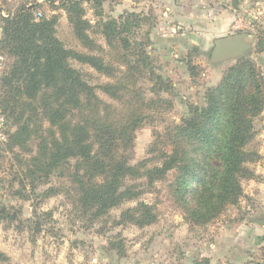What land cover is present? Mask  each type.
Instances as JSON below:
<instances>
[{
	"label": "trees",
	"instance_id": "1",
	"mask_svg": "<svg viewBox=\"0 0 264 264\" xmlns=\"http://www.w3.org/2000/svg\"><path fill=\"white\" fill-rule=\"evenodd\" d=\"M107 1L117 0H26L6 15L0 7V56L8 59L0 73L6 143L12 151L36 140L19 186L29 187L28 199L39 181L63 173L73 186L77 209L91 224L135 202L113 225L144 228L157 222V214L142 197L163 182L184 220L204 226L236 205L243 196L241 182L254 177L249 165L260 158L253 144L254 120L264 110V78L250 54L237 58L206 90L202 104H189L180 122L156 133L146 157L131 165L135 132L160 107L171 108L162 95L172 84L157 72L146 50L148 34L136 31L142 18L126 13L103 19ZM87 8L97 19L94 24L85 18ZM59 12L65 14L74 45L57 36ZM254 52H264L263 32L255 37ZM83 67L107 81L95 80ZM187 67L194 69L190 63ZM5 212L2 208L1 216ZM39 218L34 210L26 223L37 225ZM108 245L122 254L118 242Z\"/></svg>",
	"mask_w": 264,
	"mask_h": 264
},
{
	"label": "rangeland",
	"instance_id": "2",
	"mask_svg": "<svg viewBox=\"0 0 264 264\" xmlns=\"http://www.w3.org/2000/svg\"><path fill=\"white\" fill-rule=\"evenodd\" d=\"M22 1L26 0H0L3 14ZM59 13L57 36L74 45L65 14ZM126 13L142 18V28L136 31L148 34L151 45L146 50L157 72L172 84L170 93L162 95L171 108L160 107L135 132L128 156L131 165L146 157L156 133L180 122L189 104L201 105L206 90L215 87L235 62L237 58L211 62L215 41L244 34L249 54L264 78V52H254L255 37L260 32L264 36V0H117L103 5V19H118ZM85 18L92 24L97 21L88 8ZM96 40L106 49L100 36ZM82 69L95 80L107 81L91 69ZM254 128L253 144L260 156L249 165L254 177L241 182L243 196L236 205L204 226H190L184 220L163 182L142 197L157 214V222L144 228L113 225L135 202L113 209L91 224L77 209L73 186L60 172L39 181L26 199L29 187L21 190L18 180L23 178L24 163L35 152L36 140L32 137L23 149L14 147L12 151L7 143L0 145V210L6 211L3 216L0 213V254L6 258L0 264H264V226L253 221L264 222V110L254 120ZM14 129L10 126L11 132ZM51 189L55 194L47 197ZM34 210L40 217L36 221L39 228L26 223ZM109 241L118 242L122 254L111 251Z\"/></svg>",
	"mask_w": 264,
	"mask_h": 264
},
{
	"label": "water",
	"instance_id": "3",
	"mask_svg": "<svg viewBox=\"0 0 264 264\" xmlns=\"http://www.w3.org/2000/svg\"><path fill=\"white\" fill-rule=\"evenodd\" d=\"M244 38V34H238L234 37L215 41L210 55L211 62L228 58H239L249 54L250 46L244 41ZM253 221L264 226V222L260 220Z\"/></svg>",
	"mask_w": 264,
	"mask_h": 264
},
{
	"label": "built area",
	"instance_id": "4",
	"mask_svg": "<svg viewBox=\"0 0 264 264\" xmlns=\"http://www.w3.org/2000/svg\"><path fill=\"white\" fill-rule=\"evenodd\" d=\"M5 64L4 56H0V73L2 72ZM7 141L6 136V123L4 117L0 113V145H3Z\"/></svg>",
	"mask_w": 264,
	"mask_h": 264
}]
</instances>
